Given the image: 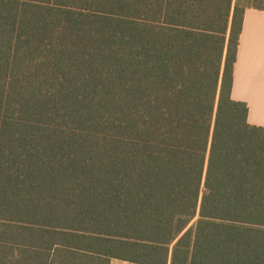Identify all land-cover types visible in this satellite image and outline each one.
I'll list each match as a JSON object with an SVG mask.
<instances>
[{"label": "trees", "instance_id": "obj_1", "mask_svg": "<svg viewBox=\"0 0 264 264\" xmlns=\"http://www.w3.org/2000/svg\"><path fill=\"white\" fill-rule=\"evenodd\" d=\"M248 9L0 0V264H264Z\"/></svg>", "mask_w": 264, "mask_h": 264}, {"label": "crops", "instance_id": "obj_2", "mask_svg": "<svg viewBox=\"0 0 264 264\" xmlns=\"http://www.w3.org/2000/svg\"><path fill=\"white\" fill-rule=\"evenodd\" d=\"M232 98L249 105L248 122L264 128V11L245 12ZM112 264H132L113 260Z\"/></svg>", "mask_w": 264, "mask_h": 264}]
</instances>
